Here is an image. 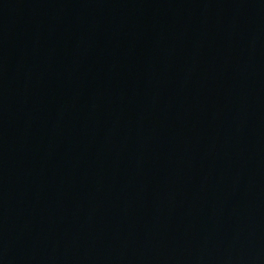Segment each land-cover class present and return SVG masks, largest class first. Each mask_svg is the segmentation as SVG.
Segmentation results:
<instances>
[{
  "label": "water",
  "instance_id": "water-1",
  "mask_svg": "<svg viewBox=\"0 0 264 264\" xmlns=\"http://www.w3.org/2000/svg\"><path fill=\"white\" fill-rule=\"evenodd\" d=\"M0 128L264 264V0H0Z\"/></svg>",
  "mask_w": 264,
  "mask_h": 264
}]
</instances>
